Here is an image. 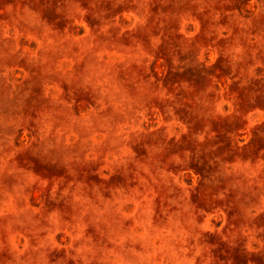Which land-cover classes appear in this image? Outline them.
I'll list each match as a JSON object with an SVG mask.
<instances>
[{"label":"rangeland","instance_id":"374dc122","mask_svg":"<svg viewBox=\"0 0 264 264\" xmlns=\"http://www.w3.org/2000/svg\"><path fill=\"white\" fill-rule=\"evenodd\" d=\"M0 264H264V0H0Z\"/></svg>","mask_w":264,"mask_h":264}]
</instances>
